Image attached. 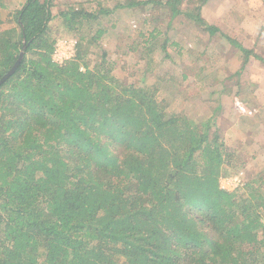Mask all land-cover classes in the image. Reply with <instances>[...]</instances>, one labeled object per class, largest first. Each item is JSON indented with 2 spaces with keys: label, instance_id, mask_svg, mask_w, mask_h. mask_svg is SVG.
Listing matches in <instances>:
<instances>
[{
  "label": "trees",
  "instance_id": "obj_1",
  "mask_svg": "<svg viewBox=\"0 0 264 264\" xmlns=\"http://www.w3.org/2000/svg\"><path fill=\"white\" fill-rule=\"evenodd\" d=\"M179 1H95L86 12L61 0H0V79L23 53L0 84V264H264L261 179L219 188L238 155L216 119L186 129L156 84L123 86L104 57L86 62L108 32L98 20L123 8L160 5L218 31ZM53 19L68 32L77 25V36L96 21L91 38H72L66 63L51 58ZM134 31L141 73L162 80L155 54L169 60L176 43L160 27Z\"/></svg>",
  "mask_w": 264,
  "mask_h": 264
},
{
  "label": "rangeland",
  "instance_id": "obj_2",
  "mask_svg": "<svg viewBox=\"0 0 264 264\" xmlns=\"http://www.w3.org/2000/svg\"><path fill=\"white\" fill-rule=\"evenodd\" d=\"M61 1L62 7L93 12L95 1L111 7L128 0ZM203 1L180 0L176 7L181 12L199 9V17L218 28L215 34L209 36L179 12L171 17L168 8L160 5L154 6L153 11L151 8H123L98 20L108 32L96 45L91 44L86 62L99 64V59L104 57L106 63H112V73L123 86L162 90L160 98L169 103L172 112L180 115L186 129L196 130L206 119L215 118L223 143L238 155L234 166L219 177V186L221 181L229 188L227 191L233 192L242 188L250 175L261 179L257 186L264 190V0ZM150 11L155 15L154 21L145 20ZM51 12L57 16V6ZM116 18L120 22H116ZM95 22L83 21L80 35L87 40L91 38ZM139 25L145 32L160 27L176 43L168 47L173 56L169 60L155 54V60L160 62L155 71L162 80L155 74L141 73L146 60L140 54L143 51L141 38L137 39L134 31ZM49 26L55 41L53 51L57 41H67L70 49L72 38L77 40L80 36L72 33L77 25L68 32L60 19H53ZM69 59L67 55L62 63ZM104 68L107 71L110 67Z\"/></svg>",
  "mask_w": 264,
  "mask_h": 264
},
{
  "label": "built area",
  "instance_id": "obj_3",
  "mask_svg": "<svg viewBox=\"0 0 264 264\" xmlns=\"http://www.w3.org/2000/svg\"><path fill=\"white\" fill-rule=\"evenodd\" d=\"M71 46L70 49L67 47V41L64 40H59L57 41L55 45V49L53 51V54H51V58L53 61L62 63V60H64V57L68 55V58H70L73 55V50L75 46V41L72 40L70 42ZM222 182L220 181V189L224 190H229V188L225 187L224 185L221 184Z\"/></svg>",
  "mask_w": 264,
  "mask_h": 264
},
{
  "label": "water",
  "instance_id": "obj_4",
  "mask_svg": "<svg viewBox=\"0 0 264 264\" xmlns=\"http://www.w3.org/2000/svg\"><path fill=\"white\" fill-rule=\"evenodd\" d=\"M22 51H21V53H20V55H19V57H18V59H17V61L14 63V65L11 67V69H9V71L3 76V77H1V79H0V84L2 83V82H4L14 71H15V69L17 68V66H18V64H19V62H20V60H21V58H22Z\"/></svg>",
  "mask_w": 264,
  "mask_h": 264
}]
</instances>
